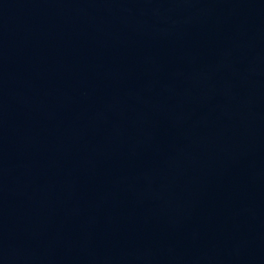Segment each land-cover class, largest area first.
I'll return each instance as SVG.
<instances>
[{
    "label": "water",
    "instance_id": "1",
    "mask_svg": "<svg viewBox=\"0 0 264 264\" xmlns=\"http://www.w3.org/2000/svg\"><path fill=\"white\" fill-rule=\"evenodd\" d=\"M0 264H264V0H0Z\"/></svg>",
    "mask_w": 264,
    "mask_h": 264
}]
</instances>
